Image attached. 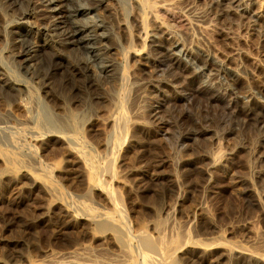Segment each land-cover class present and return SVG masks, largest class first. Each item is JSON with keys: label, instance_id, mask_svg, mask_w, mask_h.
I'll use <instances>...</instances> for the list:
<instances>
[{"label": "rangeland", "instance_id": "1", "mask_svg": "<svg viewBox=\"0 0 264 264\" xmlns=\"http://www.w3.org/2000/svg\"><path fill=\"white\" fill-rule=\"evenodd\" d=\"M220 2L173 0V6L160 8L156 17L155 9L142 0H106L88 18L79 15L77 20L87 23L96 18L112 28L113 38L97 42L111 47L109 59L122 78L105 88H90L87 80L68 68L81 54L55 48L68 70L55 86L62 100L78 93L89 107L93 95L105 97L101 107L96 106L101 109L94 106L84 113L72 109V128L61 141L44 137L38 128L18 130L16 119L22 118V109L0 104L4 119L0 135L15 139L9 145L0 141L1 262L50 264L49 255L64 258L86 252L87 264H165L149 250L158 245L156 229L169 241L178 238V243L197 242L201 247L218 242L249 246L254 234L264 244V177L249 171L250 152L264 137V126L249 127L241 105L227 109L207 92H192L178 68L157 65L156 54L144 39L148 33L163 46L178 42L192 51L200 47L240 70L247 80L238 85L242 91L250 89L251 111L264 122V11L256 1L247 4V14L226 11ZM250 11L256 17V23H250L255 31L246 28ZM12 19L0 14L2 35ZM2 35L0 65L6 68L9 59ZM140 79L165 86L162 93L144 86L147 99L136 107ZM190 92L192 98L186 99ZM33 98L43 108L42 115L57 119L37 93ZM157 100H164V106H158ZM89 120H94L92 128ZM204 127L213 135L185 139L188 131ZM216 139L224 163L208 174L205 154L217 146ZM134 170H144L147 177L159 175L155 192H140L134 184L138 171L131 174ZM247 178L261 206L244 196ZM177 199L173 220L155 215ZM46 210L51 212L48 222L41 219ZM190 260L178 258L180 264H203L199 257Z\"/></svg>", "mask_w": 264, "mask_h": 264}, {"label": "bare ground", "instance_id": "2", "mask_svg": "<svg viewBox=\"0 0 264 264\" xmlns=\"http://www.w3.org/2000/svg\"><path fill=\"white\" fill-rule=\"evenodd\" d=\"M103 1L106 0H95L94 2L91 0H0V14L13 17L12 20L6 21L7 24L3 35L0 33L2 39L4 38L6 42L7 49L4 52L8 54L7 57L9 59V65L6 68L0 65V104L13 105L22 109L24 113L22 118L16 119L18 122L16 128L18 130L34 132L38 128L45 132L44 137L61 141L65 133L72 128L70 120L72 109H81L82 113H84L87 112V108H94L95 106L97 109L98 107L96 106L99 105L101 107L105 100L103 95L95 94L89 101L91 102L90 106L86 107L85 102L79 100L80 95L78 93H74L69 100H62L61 96L57 95L55 86L64 78L65 72L67 73L68 71L65 69L67 66L65 67L61 62V53L55 50L57 47L81 54V57L70 63L68 68L76 76L87 80L90 88H105L104 86L109 83L121 81V72L117 70L118 67L115 66V63L109 59L111 47L107 44L100 46L97 42L99 39L107 40L111 37L113 38L112 28L102 20H95L96 18L87 23H85L86 20H77L79 15L88 18V15L94 12L98 4ZM253 1L258 2V5L264 11V0H221L220 6L224 7L226 11L241 10L247 14L248 10L245 7L247 8V4ZM142 2L147 7L155 9L154 14L156 17H158L160 8L167 10L170 6H173V0H155L152 3L148 0H142ZM254 15L253 13L247 15L249 24H246V28L251 31L254 30V24L251 25L250 23H256V21H253L256 18ZM200 18L197 17L196 21L200 22ZM98 30H101V33H98ZM149 37L151 36L146 33L144 39L148 38V49L151 50V53L154 52L156 54L159 67L178 68L181 71V77L192 88V92L199 94L207 92L210 94V99L223 102L227 109L233 110L234 104L236 106L241 105V112L245 118L243 121L246 120L250 125L249 127L262 128L264 126L262 119L257 118L254 112L251 111L250 89L242 91L241 85H238L240 81L244 82L245 80L240 70L228 67L224 62L215 59L214 55L209 51L200 47L192 51L188 47H182L178 42H174L170 47H167L160 44L155 38ZM8 67L14 70H7ZM219 81H225V85H221ZM136 84L138 87L135 99V102L137 101L136 107L147 99L144 86L146 88L148 85L149 89L151 88L153 92L157 93H162L165 86L164 82L158 83L146 79H140ZM36 93L49 113L57 117L56 120H50L41 114V109L43 108L40 105L38 107L33 100ZM184 96L186 99L192 98L191 92ZM163 101L157 100L156 104L164 106L163 103L165 101ZM158 106L156 108H159ZM2 120L0 119V121ZM89 121L87 124L92 128L94 120ZM190 131H188L190 134L185 133V139L194 141L199 137L207 138L213 135L214 132L211 129H207V127L200 131ZM33 138L34 141H38L36 136H33ZM1 140L3 143H8V145L10 142H15V139H10L4 135H0ZM216 145L214 149L205 154V157L209 160V164L205 168V172L208 174L213 168L224 163L222 162L223 153L221 152L218 139H216ZM250 153L253 160L249 169L250 175L257 173L260 178L264 177V166H260L262 168L257 170V165H261L264 162V137L255 143ZM228 170L230 169L228 168ZM137 171L134 170L131 174L134 175ZM136 174L137 178L134 179V184L141 193L149 194L155 192L156 184L160 181L158 174L147 177L144 170H139ZM245 181H247V188H245L244 196L247 198L252 197L250 201L252 205L261 206L260 197L255 192L249 178ZM178 204L179 200L177 199L171 206L156 211L155 215L158 214L159 218L163 215L166 220H173L172 217ZM50 213V210L44 211L41 219L43 221L46 220L49 218ZM204 214L205 218H209V215L205 212ZM185 218L187 223V216ZM170 222L172 223V221ZM250 227H248L249 230ZM153 228L156 229L155 226ZM156 230L159 236L158 245L156 250H149H151V255L161 257L165 264H180L178 258H185V260L191 261L190 258L193 257H199L203 264H264V244L256 234L250 240L249 246L218 242L208 245L204 244V247H201L202 244L197 242L187 243L186 241L178 243V238L169 241L160 230ZM0 242L2 243L3 241ZM187 247L189 248L187 249ZM86 256H88L86 252L64 258H59L52 254L49 255L48 259L50 264H87L83 260ZM0 264L5 263L0 261Z\"/></svg>", "mask_w": 264, "mask_h": 264}]
</instances>
